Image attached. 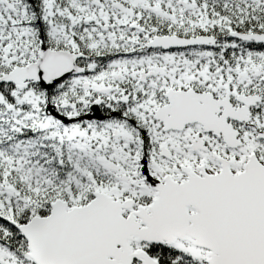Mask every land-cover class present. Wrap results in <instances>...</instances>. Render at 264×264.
I'll use <instances>...</instances> for the list:
<instances>
[{"label": "snow or ice", "instance_id": "snow-or-ice-1", "mask_svg": "<svg viewBox=\"0 0 264 264\" xmlns=\"http://www.w3.org/2000/svg\"><path fill=\"white\" fill-rule=\"evenodd\" d=\"M0 264H264V0H0Z\"/></svg>", "mask_w": 264, "mask_h": 264}]
</instances>
